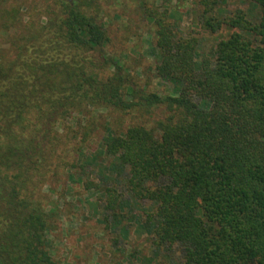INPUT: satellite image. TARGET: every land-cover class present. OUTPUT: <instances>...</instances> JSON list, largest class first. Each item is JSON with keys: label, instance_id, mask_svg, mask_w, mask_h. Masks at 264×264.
<instances>
[{"label": "trees", "instance_id": "obj_1", "mask_svg": "<svg viewBox=\"0 0 264 264\" xmlns=\"http://www.w3.org/2000/svg\"><path fill=\"white\" fill-rule=\"evenodd\" d=\"M17 1L0 0V264H58L70 179L97 195L106 228L147 231L161 264H264V0H198L188 34L169 0H137L156 33L145 83L108 51L103 3L120 0ZM223 28L203 53L199 34ZM153 76L177 90L151 89ZM103 109L165 117L118 134Z\"/></svg>", "mask_w": 264, "mask_h": 264}, {"label": "rangeland", "instance_id": "obj_2", "mask_svg": "<svg viewBox=\"0 0 264 264\" xmlns=\"http://www.w3.org/2000/svg\"><path fill=\"white\" fill-rule=\"evenodd\" d=\"M22 1L24 0L13 4H22ZM153 1L161 7L165 3L163 0H151ZM196 1L198 0H169L166 2V6L176 12V20L179 21L183 32L187 34L200 31L192 13ZM250 5L249 0H228L227 3H223L222 8L226 11H233L238 7L247 9ZM103 8L101 19L110 37L108 51L119 56L131 68L132 73L138 75L145 83L148 77L152 76L147 73V69L155 68L158 63L154 50L156 33L153 25L144 17L137 0L104 2ZM21 9L24 10L23 6ZM231 32L226 28L215 34L201 32L199 35L204 47L202 52H208L212 46L228 37ZM2 33L0 31V48L9 52V44L4 43ZM150 82L151 89L162 93H174L177 90L176 84L154 76L151 77ZM98 113L99 123L109 124L118 134L124 133L130 125L134 124L144 123L151 127L155 121L165 117V112L160 109L128 113L103 109ZM105 134L103 125L92 138L93 149L100 148V142ZM61 191L62 189L59 188L60 194ZM63 191L65 193L60 201V215L57 216L56 221L57 229L50 236L51 250L58 264H161L164 259H168L166 253L158 254L152 245L149 233L144 231L136 221L126 219L118 228H106L102 220L103 216L96 213L97 195L93 191L86 190L78 180L70 179ZM143 207L148 210L149 204L145 203ZM171 255L178 259L181 252L177 249L174 255L173 252Z\"/></svg>", "mask_w": 264, "mask_h": 264}]
</instances>
